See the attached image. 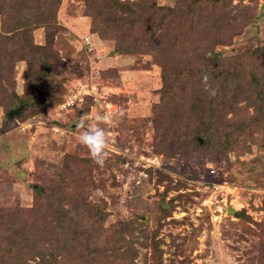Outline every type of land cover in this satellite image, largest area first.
I'll return each instance as SVG.
<instances>
[{"label": "rangeland", "instance_id": "374dc122", "mask_svg": "<svg viewBox=\"0 0 264 264\" xmlns=\"http://www.w3.org/2000/svg\"><path fill=\"white\" fill-rule=\"evenodd\" d=\"M111 1L136 0H31L21 5L28 40L8 44L4 62L0 52V69L13 59L10 74L0 70V264H264V111L244 100L251 91L179 77L212 51L239 64L243 82L248 67L264 78V0L189 14L188 0H155L181 6L186 21L156 31L165 32L161 52L144 43L116 51L111 34L129 32L130 42L143 31L124 32L131 19ZM104 26L116 29L101 35ZM29 43L43 47L25 56L30 68L18 50ZM160 63L177 77L168 92ZM257 90L264 100V84ZM77 91L83 100L62 109ZM107 111L117 115L94 119ZM192 124L211 128L212 141L187 144ZM97 126L102 165L79 142Z\"/></svg>", "mask_w": 264, "mask_h": 264}, {"label": "trees", "instance_id": "16d2710c", "mask_svg": "<svg viewBox=\"0 0 264 264\" xmlns=\"http://www.w3.org/2000/svg\"><path fill=\"white\" fill-rule=\"evenodd\" d=\"M222 1L223 0H188L187 2H185V5H184V9L186 11L185 14H189L193 8L195 11L201 6L202 8L207 9L208 7V9L213 10ZM90 2L92 4L94 3V0H90ZM26 3H31V0H13V3H12V0H9V4L0 3L1 18L2 19L3 17L5 18V15H6V18H5L6 20L4 19L6 21L4 22V26L10 25V27L7 30L5 31L1 30V33H0V52H3L4 50L6 51L4 52V54H2L3 62L7 58V55L9 54L8 44L15 47L16 46L15 44L19 42V46H21L22 42H26L28 40L27 36H30V32H32L33 30V28L31 30L22 29L28 23L27 21L26 22L21 21L24 18L22 16L23 7L21 5H25ZM110 3L113 5L115 10L121 13V15L126 14L127 16H129V19H131V20L128 19L129 21L127 20L128 25L130 27L128 28L124 26V30H125L124 32H128V30H130L131 27L135 26L136 23H138L137 25H140L142 27V31H143V35L141 37L133 35L130 42L125 41L129 37V32L127 33V36L123 34H120V35L111 34L113 35L112 37H114V40L116 42L121 40L120 42L116 43L117 45L116 51L122 52L124 49H130V48L134 50L136 47H139L140 45H143L144 43V47H146L149 52L150 51L151 52L153 51L161 52L160 49L163 48L164 46V44L162 43V40L163 38H165V32H162L159 35L157 33L156 37L154 38L156 31L157 30L158 32L161 31L162 26L164 25L169 26L170 22H173V21L180 22V23L186 22L184 21L183 17L177 16L175 14L177 9L179 7L181 8V6L179 7L160 6V5H157L155 0H136L133 2L127 1V3H122L120 1H111ZM3 5L5 6L7 5L6 10L3 9ZM195 7H198V8H195ZM125 19L126 18H124V20ZM109 29L111 28L108 26H104L102 29V32H100L102 33L101 35L108 33L110 31ZM114 29H111V31L113 32ZM6 32L11 33V35L9 34V35L4 36V33ZM97 32L99 31L97 30ZM159 37H160V40H159ZM124 43L127 45L125 46ZM24 47L25 48L22 47L18 49L19 55H20L19 59L26 61L27 66L30 68L32 62H30L31 60L26 59L25 56L31 57V59H35V53L37 52V50L43 49V47L33 46L32 43L25 44ZM18 50L15 49L14 51H11V56L12 54L14 56L18 55L16 52ZM199 50L200 48H198V51ZM201 53L202 52H200V54ZM203 55L205 56L204 59L207 62L206 61L203 62L202 65L201 64L188 65L187 72H184V73L182 72L181 74L179 73L180 74L179 77H183L185 79H187V77L197 78L196 79L197 84L201 82L202 83L209 82L213 79H219L221 81L220 83L222 86H226V85H228V87L236 86L237 90L242 91V95L245 94V92L251 91V95L245 94L247 98L244 100L245 101L249 99L253 100L254 102L250 106L252 107V110L255 109L257 113L261 114V112L264 111V100L260 99V97H257L258 96L257 88L261 87L262 84H264V78H262L263 75L260 76V73H253L250 67H248L249 69L248 72H249V77L251 78V82L247 80L243 82L237 76V73L242 71V68L238 66L239 64H236V63L234 64L227 57H220L218 53H215L212 51L205 52V54L203 52ZM11 60L13 59L11 58L9 61H7L8 63L6 66L7 68L0 69V70H3L4 74L11 73L10 67H13L12 66L13 64L11 66H8ZM159 65L161 67V72H162L161 78L163 81V88L165 89L166 92H168L170 89L173 90V84L176 82L177 77L173 75L174 78H172L170 70L167 69L163 63H160ZM205 77H207V79H205ZM245 85L247 87H244ZM172 95H174V92L172 93ZM253 96H255V98H253ZM185 135H186L185 140H187V144H191V145L195 144L198 146L199 145V141L197 140L198 137H200L204 141L210 142L212 141L213 132L211 131V128L209 127L202 129L192 124L191 128L189 129V134L187 133ZM159 141H160L159 143L160 149H163L164 147H166V144H167L166 138H163L162 140L159 139Z\"/></svg>", "mask_w": 264, "mask_h": 264}, {"label": "clouds", "instance_id": "9594fccd", "mask_svg": "<svg viewBox=\"0 0 264 264\" xmlns=\"http://www.w3.org/2000/svg\"><path fill=\"white\" fill-rule=\"evenodd\" d=\"M205 79H207V77H205ZM210 94L214 95V90ZM114 115L117 114L108 113L107 115H101L100 113H96L94 119H96L97 121H111ZM79 142L88 148L91 154V158L97 164H103L107 147V141L103 128L97 126L83 131L79 136Z\"/></svg>", "mask_w": 264, "mask_h": 264}, {"label": "built area", "instance_id": "2783aa9c", "mask_svg": "<svg viewBox=\"0 0 264 264\" xmlns=\"http://www.w3.org/2000/svg\"><path fill=\"white\" fill-rule=\"evenodd\" d=\"M90 91L91 92L90 93L88 92L89 93L88 95L92 98L93 102H95L96 104H98L100 107H103L101 105V103L102 104H105V103H104V100H101L102 99L101 98L102 96H100V95L97 94V91H98L97 90V87L96 86H91L90 87ZM84 94L86 95V93H84ZM82 96H83V94H81V91H77L75 93L73 92L72 94H68L65 97L64 101L61 103L60 107L62 109L72 108L78 102H81L83 100ZM107 112L109 113V111H107ZM147 161L149 163L148 165H153V164L158 165L159 164L158 163V160L156 158H153L152 160L147 159Z\"/></svg>", "mask_w": 264, "mask_h": 264}, {"label": "water", "instance_id": "95a60500", "mask_svg": "<svg viewBox=\"0 0 264 264\" xmlns=\"http://www.w3.org/2000/svg\"><path fill=\"white\" fill-rule=\"evenodd\" d=\"M25 107V104H20L18 107L11 109L7 112V116L8 118H13L14 116H17ZM197 140L199 141V143L202 142L201 138L198 137Z\"/></svg>", "mask_w": 264, "mask_h": 264}]
</instances>
